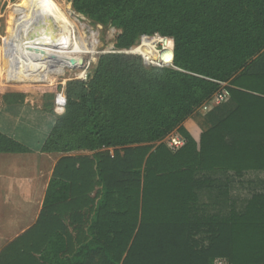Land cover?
<instances>
[{"label": "trees", "instance_id": "16d2710c", "mask_svg": "<svg viewBox=\"0 0 264 264\" xmlns=\"http://www.w3.org/2000/svg\"><path fill=\"white\" fill-rule=\"evenodd\" d=\"M69 2L91 24L119 31L116 50L141 36L170 38L172 67L101 54L86 82L66 81L60 115L52 93L35 110L23 92L5 90L9 126L28 127L42 153L65 155L36 225L41 245L19 255L39 264H264V193L236 208L232 177L208 176L264 171V0ZM226 82L236 107L206 114L196 142L183 123ZM174 133L184 145L173 151L163 140ZM29 152L0 132V154ZM201 195H211L213 209L222 197L229 205L200 212Z\"/></svg>", "mask_w": 264, "mask_h": 264}, {"label": "crops", "instance_id": "0c3cea01", "mask_svg": "<svg viewBox=\"0 0 264 264\" xmlns=\"http://www.w3.org/2000/svg\"><path fill=\"white\" fill-rule=\"evenodd\" d=\"M230 87L229 83H227L228 91ZM216 107L214 106L206 112H201L208 114ZM235 107L236 103L229 99L225 106L216 112V115L223 117ZM199 111L200 109L198 108L196 112ZM53 112L57 115L63 113H56L54 109ZM9 117H11L9 112L0 114V132L26 145L31 152L0 154V264H39L37 256L25 255L23 257L19 255V251L22 249H35L41 245L40 236L39 239H36V225L42 210L48 183L58 161L65 155L42 153L40 151L41 143L31 146L32 137L30 136V142L27 140L28 127L19 124L13 125L15 127H10ZM205 118L206 115L199 119L198 122H194L195 120L189 118L183 123V127L196 142L199 141L202 130L206 128ZM210 120L212 119L210 118ZM261 120H264L262 113ZM52 124V119H45L47 131ZM197 124L201 125L198 134L195 131L198 127ZM173 135L179 137L178 134L174 133ZM261 135L264 136V122L261 124ZM76 155H83V152L67 156ZM225 174L219 171H211L208 176L213 180L219 177L224 178L225 176L232 177L233 181L251 179L264 186V171H248L243 173L241 177L236 176L232 172ZM261 192L264 193L263 190ZM215 210L216 208L213 211L210 210V212ZM4 250L8 252L3 254ZM214 264H226V261L216 259Z\"/></svg>", "mask_w": 264, "mask_h": 264}, {"label": "rangeland", "instance_id": "374dc122", "mask_svg": "<svg viewBox=\"0 0 264 264\" xmlns=\"http://www.w3.org/2000/svg\"><path fill=\"white\" fill-rule=\"evenodd\" d=\"M21 0H0V114L2 112H11V111H4V104L2 100V96L7 88H13L18 91H21L25 95L24 99V106H29L30 108H33L35 110H41L44 107V99L46 95L54 94L59 90L58 88L62 83H66L67 80L70 78L77 77L79 74L80 69H64L63 75L62 76H57V75H52L50 74L49 76H42L37 73H30L29 72V65L27 61H21L20 64H23L25 70L23 69L22 73L18 76H10L8 75V70L9 67L14 68L15 65H10L9 63L11 60L14 58L16 54L13 52L14 47L12 48V45L15 44V40L10 39L12 34L8 33L7 30V14L10 12L9 10L13 8V6L16 5L17 2H20ZM70 0H54L55 3L59 4L62 6L64 9H61L57 4V6L60 8L61 12L63 14H66L70 20V22L73 25L74 28V33L77 37V39L80 38H88L90 34H94V38L96 41V47L94 48L96 51L95 55H91L89 53H82L80 56L75 55L74 57H80L83 58L84 63L87 64V71H90L91 68L94 66L96 63V60L98 56L102 53H107L111 51H127L128 53L126 54H131V55H137L133 52V49L136 47H139L141 45V41L138 39L134 46L131 47L130 49H124V50H116L115 49V39L116 36L119 34V31L107 27L104 28L100 25H93L91 24L87 19H85L83 16L78 15L75 13L70 5ZM65 6V7H64ZM67 6V7H66ZM26 15V14H25ZM19 22H14L11 25V30L13 33H16L18 30V26L20 25ZM10 37V38H9ZM151 38V37H150ZM91 40V39H89ZM14 41V42H12ZM153 41V45L156 42V39H152L149 42ZM11 46V48L9 47ZM157 48L160 49V45L157 46ZM10 50V51H9ZM13 57V58H12ZM141 58V57H140ZM142 59V58H141ZM58 59H55L54 62H52V66L56 68V61ZM54 100V99H53ZM53 104V103H52ZM53 107V105H52ZM201 110L197 113H195V116L192 117L194 122H198L199 119H202L206 113H200ZM43 125H45V119L42 121ZM196 125V124H195ZM197 129L195 130L196 133L198 134L201 128L200 124H197ZM202 130V129H201ZM29 135V132H27ZM38 137H35L37 139ZM163 142L165 144L168 143V138L166 137ZM33 141L30 143V145H33ZM88 153H83V155H86ZM256 180V179H255ZM235 183L232 185V193H229V201L234 202V207L239 208L243 206V203L245 202L248 197L255 192H261L263 190L264 192V186L261 185V183L256 182L254 180L248 179L247 181H234ZM218 191H213L211 194L213 196V193H217ZM224 199L223 197L218 199L217 206L218 209L224 210L225 207L229 205V201L222 200ZM220 200V201H219ZM211 195L206 196V195H201L199 199V204H205L203 209L200 210V212H205V213H211L213 211L212 203H211ZM199 207V206H198ZM202 207V205L200 206ZM221 207V208H220ZM215 210V211H216Z\"/></svg>", "mask_w": 264, "mask_h": 264}, {"label": "bare ground", "instance_id": "6f19581e", "mask_svg": "<svg viewBox=\"0 0 264 264\" xmlns=\"http://www.w3.org/2000/svg\"><path fill=\"white\" fill-rule=\"evenodd\" d=\"M9 11L6 18L7 30L12 34L9 38L15 40L13 52L18 54L12 57L11 61L16 65L14 68L9 67L10 76H18L25 70L26 67L20 64L24 60L30 63V73L62 76L64 69L76 64L70 65V59L77 60L78 63L79 57H74L75 55L96 54L94 34L82 40L77 39L68 16L52 0H21ZM19 21L21 24L17 32L13 33L11 25ZM171 47L166 46L158 54L151 42L144 41L133 52L146 60L159 59L163 64H168L172 61ZM55 59H58L56 68L51 64Z\"/></svg>", "mask_w": 264, "mask_h": 264}, {"label": "built area", "instance_id": "2783aa9c", "mask_svg": "<svg viewBox=\"0 0 264 264\" xmlns=\"http://www.w3.org/2000/svg\"><path fill=\"white\" fill-rule=\"evenodd\" d=\"M150 37L152 39H156L157 43H154V45H153L152 44L153 41H152L151 44L153 45L156 53H158V54L160 52H162L166 46L168 47V45L173 47V43H172V40L170 38L162 37L158 34H154L153 36H141L139 38V40L141 41V45L143 44L144 41H147V42L151 41ZM12 42H14V41H12ZM158 45H160V49L157 48ZM9 47L11 48V46H9ZM172 47H171V49H172ZM12 48H13V46H12ZM107 53H123V54H126L128 52L127 51H122V52L121 51H119V52L111 51V52H107ZM107 53H102V54H107ZM135 54H137V53H135ZM137 55H139V54H137ZM140 57L142 58L143 62L148 66H155V67H170L171 66L172 67V61L168 64H163L161 61H159V59L146 60L142 55H140ZM79 59H82L81 64L79 62L77 63V60H76L75 61L76 64L74 65V67L68 68V69H80L79 74L77 75V77L70 78L67 81H70V80H80L83 82L87 81L88 74H89V71H87L88 66H87V64L84 63L83 58L79 57ZM9 64L10 65H16L14 63V61H11ZM64 85L65 84L62 83L60 85L59 90L54 94V98H53L54 99L53 100L54 107H53V109L56 113H62L64 111V105L66 103V96L64 93ZM219 85H220V88H219L218 92L216 94H214L209 101L205 102L199 108L201 111L206 112L211 107L219 106L221 104H225L228 102V100L230 99V95L228 92L227 83H219ZM183 145H184V140L181 139L180 137L176 136V135H173L168 139L167 146L169 149H171L173 151L181 148Z\"/></svg>", "mask_w": 264, "mask_h": 264}, {"label": "water", "instance_id": "95a60500", "mask_svg": "<svg viewBox=\"0 0 264 264\" xmlns=\"http://www.w3.org/2000/svg\"><path fill=\"white\" fill-rule=\"evenodd\" d=\"M78 62L81 64V63H82V59H79ZM69 63H70L71 65H74V63H75L74 59H70V60H69ZM145 65H146V64H145Z\"/></svg>", "mask_w": 264, "mask_h": 264}]
</instances>
